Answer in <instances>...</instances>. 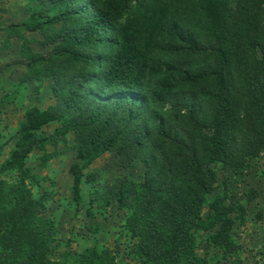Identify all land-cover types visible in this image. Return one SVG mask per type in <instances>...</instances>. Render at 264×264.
<instances>
[{
	"label": "trees",
	"instance_id": "16d2710c",
	"mask_svg": "<svg viewBox=\"0 0 264 264\" xmlns=\"http://www.w3.org/2000/svg\"><path fill=\"white\" fill-rule=\"evenodd\" d=\"M30 1L21 26L51 51L21 56L52 103L25 108L2 165L16 178L0 180V264H118L96 246L52 257L57 231L40 215L45 197L32 194L27 158L68 134L75 204L84 185L95 187L98 173L86 170L103 154L122 172L142 169L90 193L87 209L103 200L127 211L138 264L230 259L232 215L245 208L227 183L218 192V169L241 176L264 152V0ZM198 237L210 254L197 253Z\"/></svg>",
	"mask_w": 264,
	"mask_h": 264
},
{
	"label": "rangeland",
	"instance_id": "374dc122",
	"mask_svg": "<svg viewBox=\"0 0 264 264\" xmlns=\"http://www.w3.org/2000/svg\"><path fill=\"white\" fill-rule=\"evenodd\" d=\"M32 5L30 0H0V180L6 182L16 178L14 172L2 170V165L14 146L25 108L37 103L43 109L52 103L50 99H43L42 89H37L38 82L26 79V61L21 56L23 47L37 55H47L51 51L50 45L43 44L40 32L31 33L21 26L30 18ZM56 127V124L44 126L41 135H49ZM53 152L57 155L44 162L43 157ZM75 162L73 134H68L67 140L59 142L57 147L46 144L43 150H35L27 158V167L36 177V183L30 184L32 194L35 198L45 197L40 215L51 220L57 231L53 259L96 246L110 250L118 264H138L136 239L127 233L125 225L127 211L118 209L113 202L101 205L103 200L96 201L90 213L87 209L90 193L105 189L118 176L138 180L142 169L135 165L130 172H122L115 164L114 154H103L86 170L98 173L95 187L84 185L85 202L75 204L70 174ZM218 171V192L223 182L227 183L245 208L243 217L237 213L232 215L235 218L232 238L238 249L220 264H264V152L251 160L250 167L241 176L220 168ZM92 196L95 198L96 194ZM207 252L210 254L203 238L198 237L197 253L205 255Z\"/></svg>",
	"mask_w": 264,
	"mask_h": 264
},
{
	"label": "crops",
	"instance_id": "0c3cea01",
	"mask_svg": "<svg viewBox=\"0 0 264 264\" xmlns=\"http://www.w3.org/2000/svg\"><path fill=\"white\" fill-rule=\"evenodd\" d=\"M51 104V103H50Z\"/></svg>",
	"mask_w": 264,
	"mask_h": 264
}]
</instances>
